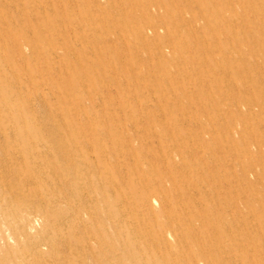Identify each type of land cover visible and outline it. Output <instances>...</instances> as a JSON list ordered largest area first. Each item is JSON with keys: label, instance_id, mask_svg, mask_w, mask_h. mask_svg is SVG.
Here are the masks:
<instances>
[{"label": "rangeland", "instance_id": "obj_1", "mask_svg": "<svg viewBox=\"0 0 264 264\" xmlns=\"http://www.w3.org/2000/svg\"><path fill=\"white\" fill-rule=\"evenodd\" d=\"M263 133L264 0H0V264H264Z\"/></svg>", "mask_w": 264, "mask_h": 264}, {"label": "bare ground", "instance_id": "obj_2", "mask_svg": "<svg viewBox=\"0 0 264 264\" xmlns=\"http://www.w3.org/2000/svg\"><path fill=\"white\" fill-rule=\"evenodd\" d=\"M131 2V1H130ZM133 18V17H132ZM155 21V20H154ZM145 29V28H144ZM86 90V89H85ZM247 92V91H246ZM262 101V100H261ZM262 103V102H261ZM4 104V103H3ZM260 104V103H259ZM259 104H258V106H259ZM249 106V105H248ZM248 108V107H247ZM248 112V111H247ZM263 112V111H262ZM7 113V112H6ZM163 116V115H162ZM246 117H247V115H245ZM244 117V116H243ZM232 118V117H231ZM245 118V117H244ZM162 119V118H161ZM230 121V120H229ZM233 121V120H232ZM263 121V120H262ZM231 124V123H230ZM233 124V123H232ZM226 125V124H225ZM230 126V125H229ZM228 127V126H227ZM258 127V126H257ZM258 129H259V127H258ZM229 131V130H228ZM256 131H258V130H256ZM250 132V131H249ZM229 133H230V131H229ZM245 133V132H244ZM246 134V133H245ZM252 134V133H251ZM264 134V133H263ZM238 135V134H237ZM240 135V134H239ZM255 137V136H254ZM238 138V137H237ZM259 138H261L260 136H259ZM247 139V138H246ZM249 141V140H248ZM259 141H260V139H259ZM244 144H245V142H243ZM251 143V142H250ZM256 144H257V142H256ZM243 147V146H242ZM245 151V150H244ZM242 152V151H241ZM246 152V151H245ZM242 154V153H241ZM248 154V153H247ZM239 165V164H238ZM240 166V168H241V165H239ZM246 168V167H245ZM242 170V169H241ZM246 170H248V169H246ZM242 171H244V170H242ZM108 172V171H107ZM243 173V172H242ZM199 175V174H198ZM264 176V175H263ZM200 178H202V176H200ZM204 178V177H203ZM212 178V177H211ZM242 178V177H241ZM209 179V178H208ZM211 181H212V179H210ZM243 180V179H242ZM210 181V182H211ZM260 182V181H259ZM215 184H217L216 182H214ZM213 183V184H214ZM214 184V185H215ZM219 184V183H218ZM245 184V183H244ZM255 185L256 184H258V183H254ZM213 185V186H214ZM243 185V184H242ZM255 185H254V187H255ZM245 186H246V184H245ZM244 186V187H245ZM242 187V186H241ZM260 187V186H259ZM246 189V188H245ZM248 189V188H247ZM250 189V188H249ZM258 189H260V188H258ZM263 191V190H262ZM251 192V191H250ZM254 192V191H253ZM261 192V191H260ZM217 193V192H216ZM253 194V193H252ZM218 195V194H217ZM256 195H259V192H258V194H256ZM254 196H255V194H254ZM260 196V195H259ZM262 196V195H261ZM257 197V196H256ZM255 199V198H254ZM145 204H146V207L147 206H149V197L147 196L146 198H145ZM170 203V202H169ZM244 205V204H243ZM245 206V205H244ZM248 209V208H247ZM261 209V208H260ZM150 211V210H149ZM246 211V210H245ZM255 211V210H254ZM263 212V211H262ZM252 218V217H251ZM253 219V218H252ZM168 221V220H167ZM242 222V221H241ZM243 223V222H242ZM143 227V226H142ZM146 231V230H145ZM212 231V230H211ZM136 232V231H135ZM134 233V232H133ZM138 233V232H137ZM146 233H147V231H146ZM150 234V233H149ZM216 236V235H215ZM214 236V237H215ZM138 237V235L136 236V238ZM152 237V236H151ZM150 238V237H149ZM153 238V237H152ZM151 239V238H150ZM155 239V238H154ZM163 240V239H162ZM196 240V239H195ZM201 240V239H200ZM160 241V240H159ZM215 241V240H214ZM163 242V241H162ZM165 242V241H164ZM201 242V241H200ZM209 242V241H208ZM156 243V242H155ZM216 243V242H215ZM159 244V243H158ZM213 245V244H212ZM205 246V245H204ZM214 246V245H213ZM213 246H211L212 248H213ZM220 250V249H219ZM206 251V250H205ZM215 252V251H214ZM217 252V251H216ZM176 253V252H175ZM204 253V252H203ZM217 254V253H216ZM219 254H220V252H219ZM206 255V254H205ZM181 259V258H180ZM170 264V263H169ZM178 264V263H177ZM189 264V263H188Z\"/></svg>", "mask_w": 264, "mask_h": 264}]
</instances>
